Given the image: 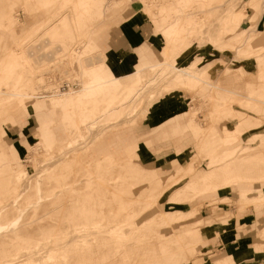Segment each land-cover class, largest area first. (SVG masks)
<instances>
[{
  "label": "rangeland",
  "instance_id": "obj_1",
  "mask_svg": "<svg viewBox=\"0 0 264 264\" xmlns=\"http://www.w3.org/2000/svg\"><path fill=\"white\" fill-rule=\"evenodd\" d=\"M80 1L0 0V89L6 91L0 95V208L8 203L2 223L10 224L20 215L17 231L31 226L53 239L52 232L59 228V236L68 240L90 239L92 232L78 235L71 229L81 221L93 227V220L104 216L99 226L112 224L108 236L124 244L122 264H223L218 258L234 247L222 252L204 248L208 230L252 210L257 215L256 233L264 239V233L259 234L264 229V200L261 207L256 191L247 197L240 193L241 188L264 191V0ZM144 5L150 9L144 10ZM140 7L143 12H137ZM74 11L79 19L71 20ZM137 16L148 20L155 37L143 40L158 57L165 40L154 27L177 22L186 28L177 39L173 52H178H172L171 64L207 72L185 87L173 83L170 67L143 65L137 75L77 95L86 86V77L115 74L110 66L123 69L130 58L134 66L139 63V45L124 32L125 25L138 22ZM99 27L98 47L67 46L90 40ZM73 29L75 36L67 42ZM99 55H105L104 63L96 61ZM87 60L95 66L88 69ZM238 66L246 70L238 79L234 73L225 74ZM67 83L75 90L69 95L68 88L65 93L57 89ZM73 95L79 100L74 101ZM112 99L114 106L123 103L125 112L115 114L118 118L100 117L103 108L113 105ZM136 142L127 158H116L110 149L113 144ZM174 160L182 163L180 170L173 167ZM23 168L21 180L17 177L23 195L12 205V180ZM207 171L214 174L205 186L176 195L189 175L196 173L183 186ZM205 205L212 215L202 224L194 214ZM226 206L235 210L227 211ZM176 209L185 210L187 216L175 219ZM130 213L132 220L127 221ZM6 230L2 235H12L11 225ZM159 236L173 240L162 243ZM211 242L216 244L217 239ZM2 245L0 255L8 242ZM107 256V264H117L112 262L115 255ZM68 259L57 255L48 264H70ZM230 264L264 261L246 255Z\"/></svg>",
  "mask_w": 264,
  "mask_h": 264
},
{
  "label": "bare ground",
  "instance_id": "obj_2",
  "mask_svg": "<svg viewBox=\"0 0 264 264\" xmlns=\"http://www.w3.org/2000/svg\"><path fill=\"white\" fill-rule=\"evenodd\" d=\"M94 0H81L80 3L81 4H86L87 2H93ZM250 4V3H249ZM254 4V3H253ZM145 6V9L144 10H148V6L147 5H144ZM150 9V8H149ZM66 11V10H65ZM73 13V12H72ZM71 13V14H72ZM77 11H74L73 15L70 17L71 20H76L78 18V16H76ZM151 14V13H150ZM79 19V18H78ZM165 19V18H164ZM157 21V20H155ZM66 22V21H65ZM76 22V21H75ZM177 23V22H176ZM176 23L173 25V26H170V27H156V30L157 32H160L163 34V37L166 39V46L163 50V55H164V62H161V63H158V64H152L151 67L153 68H159V70H163L166 67H170L171 69H173V79H174V84L178 85H185L186 87V84L187 83H193L195 81H198L201 79V75L200 74L205 70H201L200 69H194V66L195 64L193 63V65L191 66L192 70L191 71H188V70H184L186 68H178L177 66L175 65H172L171 64V57H173L172 55V52L174 51V48L178 45L176 42L178 41L177 39L180 38L181 36V33L182 31H185L186 28L182 27V26H178L176 25ZM50 24V23H49ZM47 24V26L49 25ZM46 26V27H47ZM159 33V34H160ZM180 35V36H179ZM249 46H252V45H249ZM248 49V52L251 53V48H247ZM75 51V50H74ZM72 52V51H71ZM178 52V51H176ZM175 52V53H176ZM174 53V52H173ZM174 53V54H175ZM71 55V54H70ZM101 55V54H100ZM99 55V57L95 56L96 57V61H98L100 63V61L102 62L103 60V63H104V56L101 57ZM176 55V54H175ZM25 56V55H24ZM256 56H258L256 54ZM28 57V56H27ZM92 57V60L93 59V56ZM259 57V56H258ZM257 57V60L261 58H258ZM26 60H28L26 58ZM73 60V58H72ZM148 60V59H147ZM256 60V59H255ZM68 61V60H67ZM88 61V60H87ZM73 62V61H71ZM92 63L91 64H94L93 61H91ZM173 63V62H172ZM258 64V63H257ZM31 66V65H29ZM241 66V65H240ZM210 67V66H209ZM32 68V67H31ZM190 68V67H189ZM34 69V68H33ZM146 69V68H145ZM194 69V70H193ZM208 69V68H207ZM232 69V68H231ZM243 66L242 67H237L233 70H230L228 68V70H226L225 74L228 75L229 77L232 75V73L236 74L234 77L235 79L239 78L236 77L237 75H242L245 71L243 70ZM142 66H139V68H137L136 71H134L133 73L131 74H128L126 76H119V75H116V74H105L104 76H102L101 74L100 75H97L96 73L93 74V75H90V77H86L85 79V84L86 86L82 89L80 88V92L76 91L77 92V95H79L80 97H82V95L84 96L85 94H87V92H91V91H95V90H99L100 87L102 86H107L109 85L110 83H113L115 82L116 80H118L119 78H125V77H130V76H134V75H137L139 73L142 72ZM157 70V69H156ZM170 70V69H169ZM168 70V71H169ZM35 71V69H34ZM32 70V72H34ZM60 71V70H59ZM158 71V70H157ZM242 71H244L243 73H241ZM159 72V71H158ZM203 72V73H204ZM207 72V71H206ZM168 73V72H167ZM238 73V74H237ZM241 73V74H240ZM247 74V73H246ZM1 75V74H0ZM164 75V74H163ZM170 75V74H169ZM171 76V75H170ZM8 78V77H7ZM82 78H85V77H82ZM154 78H151L149 79V81H154ZM6 79V78H5ZM13 80V79H12ZM37 80V79H36ZM204 80V79H202ZM4 81V79H3ZM84 81V80H83ZM147 81V82H149ZM176 81V82H175ZM36 82V81H35ZM209 82V81H208ZM169 84V87L172 86V84ZM4 84V83H3ZM173 84V85H174ZM215 84V83H214ZM175 85V87H176ZM178 85V86H180ZM188 86V85H187ZM194 86V85H193ZM62 86H60L58 89L59 92H62V93H65V90H62L61 88ZM184 87V86H183ZM198 87V86H196ZM21 88V87H19ZM24 88V87H23ZM22 88V89H23ZM144 87H141L139 88L138 90H136V93L135 95L132 96L135 97L134 100L137 98V96L139 95V91L142 90ZM173 88V86H172ZM172 88L170 89H166L168 91H170ZM2 89V88H1ZM0 89V95L2 94H5V93ZM9 89L11 90L12 87ZM174 89V88H173ZM62 90V91H61ZM194 90V89H193ZM15 92V89L13 90ZM21 91V89H20ZM27 91V89H26ZM25 91V92H26ZM33 91L35 90H32L31 93H33ZM64 91V92H63ZM71 91H75L73 88H68V91L66 92L68 94V92H71ZM248 91V90H246ZM12 92V90H11ZM14 92H12L11 94H13ZM17 92V91H16ZM23 92V91H22ZM238 92V91H237ZM241 92V91H240ZM24 93V92H23ZM29 92V94H31ZM46 93H51L50 91H46ZM244 93V92H243ZM248 93V92H247ZM8 94V93H7ZM61 94V93H60ZM66 94V95H67ZM137 94V96H136ZM249 94V93H248ZM13 95H16V94H13ZM33 95V94H32ZM35 95V93H34ZM43 95V94H42ZM52 95V93H51ZM69 95V94H68ZM251 95V94H250ZM25 96V95H23ZM53 96V95H52ZM61 96V95H60ZM11 97V96H10ZM38 97V96H37ZM41 97V96H39ZM42 97H45L44 95ZM68 97V96H66ZM70 97V96H69ZM28 98V96H27ZM30 98V97H29ZM35 98V97H34ZM51 98V97H50ZM73 100L74 101H78L79 99L74 95H73ZM71 98V99H72ZM259 98V97H258ZM61 99V98H60ZM63 99V98H62ZM67 98H65L66 100ZM126 99V98H125ZM129 99V98H127ZM133 99V98H132ZM254 99V98H253ZM54 100V99H53ZM70 100V99H68ZM137 100V99H136ZM248 100V99H247ZM1 101V100H0ZM24 101V100H22ZM59 101V100H57ZM117 101V100H116ZM65 102V101H64ZM111 102V100H110ZM112 102H113V99H112ZM129 102V101H127ZM131 102H133V100H131ZM264 101H262L263 103ZM69 103V102H68ZM75 103V102H73ZM256 103V102H255ZM56 104V103H55ZM119 104V103H118ZM61 105V104H60ZM117 110H120V112H116ZM125 108L123 107V103L120 102L119 105H115L114 106V102H113V105H110L106 108V109H102V114L100 115V117H106V116H109V115H112L114 114V117H117L118 116H115V114H120L121 112H125ZM101 111V110H100ZM112 119H116V118H112ZM103 133V132H102ZM260 135V134H259ZM37 136V135H36ZM97 138V137H96ZM231 153V152H230ZM219 158V157H218ZM221 158V157H220ZM17 169V168H16ZM16 179L18 177L19 180H21V173H24L25 174V170L24 168L23 169H19L18 171H16ZM15 174V172H14ZM21 174V175H20ZM213 172L212 171H207V172H203L201 175L197 176L195 179L191 180L189 182V184H187L186 186H182L178 189V191L176 192V195L178 196H182V195H185V189H190V188H194L200 184H202L203 186L206 185V182L209 181V179L213 178ZM20 175V176H19ZM20 177V178H19ZM15 178H13V184H12V189H13V194L11 195V204L14 205V202H17L21 199L22 197V189L20 188L22 184H19V180L17 179V181L15 180ZM21 182V181H20ZM106 186V185H105ZM12 189L10 188L9 190L12 191ZM42 188H39V198L42 199V195H40V191H41ZM242 190H240V193H241V196L243 197H247L249 196V193H252L253 191H256L258 193V196H254L255 198H258L255 199L257 200V202L259 203L260 201L264 200V191L261 187H253L252 189H243L241 188ZM8 190V191H9ZM101 190V189H100ZM7 191V192H8ZM263 193V194H262ZM157 195V194H156ZM151 196V195H150ZM252 196V195H251ZM157 197V196H155ZM253 197V198H254ZM252 198V197H251ZM10 201V200H9ZM256 203V202H255ZM6 204V203H5ZM8 205V203H7ZM7 205H2V209L0 208V245H2V243H7L8 242V245L5 246V250L3 251V253L0 255V264H48V263H51L53 260L54 257H56L57 255L59 256H64L65 258H70L69 260V263L70 264H78V262H80V264H107V261H110L108 259L109 256L107 255H115L116 258H113L112 259V262L114 263H117V264H122L121 260L120 259V255L123 251V247H124V244H122L120 241H113L112 240V235L111 236H108V232L111 231V229H114V226L112 224H109V226H99L100 223V217H104V216H100L99 219H95L93 220V224L91 223V225H93V227H88L87 224L84 222V221H81L79 223V227L76 226V228H73L71 229L72 231H75L78 232L77 234L79 235L80 233L79 232H92L94 234V237L93 238H85V237H82V238H79L80 236H77V237H73L72 240H68L67 237H63L62 236H59V233L62 232V229H59L57 228L56 231L52 232V235L55 234V237L52 239L51 236H47V237H42V235H40V232L41 231H38L36 227V229H33V227L31 228H26V227H23L19 229V231H17L18 229L17 226L20 222V218L21 216L19 215L15 220H13L10 224H5V223H2L1 221V215L2 213L7 209ZM10 205V204H9ZM257 205V204H256ZM47 206V205H46ZM258 206V205H257ZM259 206L260 203H259ZM11 207V206H10ZM262 207V206H261ZM199 208H197L198 210ZM97 210V209H96ZM105 210V209H104ZM193 210V209H192ZM93 211V210H92ZM184 211V212H183ZM196 211V210H195ZM164 211L158 213V214H163ZM186 211L185 210H175L174 211V216H175V219L176 217L177 218H180V217H186L187 216V213H185ZM105 213V212H104ZM103 213V215H104ZM135 213V212H134ZM96 214V213H95ZM97 214L100 215V213L97 212ZM127 214V213H126ZM155 215V216H158ZM197 213L195 212L194 215H196ZM137 215V214H135ZM91 217V216H90ZM172 217V216H171ZM193 217V216H191ZM96 218V217H94ZM131 218V213H130V217L128 216V219L126 218L127 221H131L130 220ZM133 218V217H132ZM174 218V217H173ZM103 219V218H102ZM182 219V218H181ZM188 219V217H187ZM228 219V218H227ZM109 220V218H108ZM107 220V221H108ZM210 221L208 222H212L213 220L209 219ZM226 220V219H225ZM110 221V220H109ZM124 221V219H123ZM207 221V220H205ZM104 222V221H103ZM200 222L202 223L203 222V219L200 220ZM29 223V222H28ZM114 223V222H113ZM210 223L208 225H210ZM103 224V223H102ZM101 224V225H102ZM203 224V223H202ZM207 224V223H205ZM212 224V223H211ZM9 225H11V228L13 229L12 231V235H9V236H5V235H2V232H8V227ZM17 225V226H16ZM81 225V226H80ZM144 225V224H143ZM200 225V224H199ZM145 226V225H144ZM194 226L195 228L197 227V222H194ZM74 227V226H73ZM140 227V226H139ZM137 227L136 231H138L140 233V228L142 227ZM67 227L63 228V230H65ZM69 228V227H68ZM67 228V229H68ZM71 228V227H70ZM139 228V229H138ZM194 228V229H195ZM143 229V228H142ZM145 229V228H144ZM150 229V228H149ZM123 230V228L121 229V231ZM145 231V230H143ZM20 232V233H19ZM71 232V231H70ZM142 232V231H141ZM25 233V234H23ZM39 233V234H38ZM74 233V232H73ZM87 233V234H88ZM91 233V234H92ZM144 233V232H143ZM216 233V232H215ZM262 233H264V230L262 231ZM4 234V233H3ZM6 234V233H5ZM35 234V235H33ZM76 234V235H77ZM45 235V234H43ZM50 235V234H49ZM71 235V233L69 234ZM74 235V234H73ZM72 235V236H73ZM178 235V234H177ZM263 235V234H262ZM162 237V238H161ZM164 236H159V238H161V241L162 243H169L171 242L172 237H171V240H167L168 238H163ZM176 237V235H175ZM181 237V236H180ZM44 238H49L48 240H45L44 241ZM115 238V237H114ZM170 239V238H169ZM175 239V238H174ZM90 241V242H89ZM177 241H180V239H178ZM173 242V241H172ZM100 244V245H99ZM3 246V245H2ZM110 249H112V252H110ZM112 253V254H110ZM111 259V258H110ZM67 260V259H66ZM68 262V261H67ZM109 264V263H108ZM111 264V263H110Z\"/></svg>",
  "mask_w": 264,
  "mask_h": 264
},
{
  "label": "crops",
  "instance_id": "obj_3",
  "mask_svg": "<svg viewBox=\"0 0 264 264\" xmlns=\"http://www.w3.org/2000/svg\"><path fill=\"white\" fill-rule=\"evenodd\" d=\"M137 12H143L142 7L139 8ZM139 14V13H136ZM138 22L130 23L129 25L124 26V32L126 33L127 39L132 43V44H138L139 48L137 50V56L139 57V63L134 66L133 61L131 58L129 59L128 63L125 64L123 69H113L110 66V69L119 76H126L128 74L133 73L134 71L137 70L139 66L143 65H152V64H158L161 62H164V55H163V50L166 46V39L163 37V34L160 32H157L156 28L154 27V32L157 35H161L163 39L165 40V44L162 47V49L159 51V57L157 56L155 50L151 47V45L147 42L145 39L147 36L152 37L155 35L153 32L151 33L152 29L150 26H148V20L147 19H140L138 16ZM150 19V18H149ZM151 20V19H150ZM152 23H154L151 20ZM102 23V22H101ZM99 23V24H101ZM155 26V24H154ZM166 27V26H164ZM101 30V27L98 28L97 33L92 34L90 36V40H83V43L81 44H67L68 47H98V45L95 43V41L99 37V32ZM160 33V34H159ZM75 36V29L72 30V35L69 32L67 34V42L72 40ZM148 38V39H149ZM151 39V38H150ZM50 40H46L45 42L48 43ZM56 47H62V45H56ZM105 57V55H104ZM106 58V57H105ZM148 59V60H147ZM91 60L87 62L88 69L93 68L95 64H91ZM243 113V112H242ZM246 114V113H245ZM249 115V114H248ZM61 122V119H59ZM61 124V123H60ZM62 125V124H61ZM102 142V141H101ZM138 145V142L133 143L130 146H117L113 144V146L110 145V149L114 152V156L116 158H127V152L128 149L130 151H133L134 147ZM111 154L106 155V157H109ZM166 156L161 157L159 160H165ZM191 162V161H190ZM189 162V163H190ZM161 166L166 165L165 163L162 164V161H160ZM188 163V164H189ZM173 167L176 168L177 170H180L183 166L182 163L179 160H174L173 161ZM196 173H192L191 175L188 176V178L185 180L184 184L185 185L192 177H194ZM161 176V175H160ZM182 185V186H183ZM181 186V187H182ZM189 208H193L192 205H188ZM227 211H232L235 210L231 207H225ZM207 210H210L209 205H205L202 207L198 212H197V218L198 216L200 217L199 220L205 219L209 216H211V212H208ZM257 219V215L255 212L252 210L249 214H241V215H232L229 217L228 221L225 224H221L218 222L216 227H214L211 230H208L209 232V237L205 239V246L204 248L211 249L215 248L216 250H219L220 252L226 251L229 248V245H232L234 247L233 251L230 249L226 252V255L222 258H218L217 261L223 262V264H230V261H234L240 258H245L246 255H249L251 257H257L259 261H264V239H259L257 233H256V225H255V220ZM261 229V228H260ZM259 229V234L260 236L262 235V231ZM261 231V232H260ZM216 232V233H215ZM217 233H220L219 236L215 235ZM217 239L216 244H212L211 239ZM227 243V244H226ZM216 264V263H215Z\"/></svg>",
  "mask_w": 264,
  "mask_h": 264
},
{
  "label": "built area",
  "instance_id": "obj_4",
  "mask_svg": "<svg viewBox=\"0 0 264 264\" xmlns=\"http://www.w3.org/2000/svg\"><path fill=\"white\" fill-rule=\"evenodd\" d=\"M69 84L67 83V85H63L61 88L63 89V90H65L66 88H69Z\"/></svg>",
  "mask_w": 264,
  "mask_h": 264
}]
</instances>
